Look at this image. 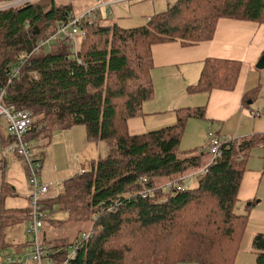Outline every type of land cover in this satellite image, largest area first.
I'll use <instances>...</instances> for the list:
<instances>
[{
  "label": "trees",
  "instance_id": "obj_1",
  "mask_svg": "<svg viewBox=\"0 0 264 264\" xmlns=\"http://www.w3.org/2000/svg\"><path fill=\"white\" fill-rule=\"evenodd\" d=\"M5 1L12 0H0ZM89 2H76L77 11L67 0H33L0 9V97L11 115L30 111L33 123L24 139L32 153L41 140L78 125L87 129L90 140L108 148L90 170L54 185L55 193L39 180L48 186L39 195L45 262L61 264L74 247L69 264H235L248 218L236 213L238 192L246 157L252 147L264 144V135L232 143L207 171L195 174L196 185L163 189L169 192L164 201L159 184H185L184 176L191 174L185 172H198L202 164L200 149L182 151L180 145L187 120L203 118L204 107L179 108L175 124L144 133H131L129 120L144 117V102L154 95V45L212 41L221 19L264 24V0H175L144 25L130 28L105 25L106 15ZM79 16L76 47L52 37L51 27ZM72 29L66 27L69 33ZM241 66L238 60L207 58L198 83L188 91L232 90ZM0 120H5V126L0 123V250H5L11 247L8 231L25 222L29 226L33 208L6 207V199L18 194L6 178L11 156L26 163L30 201L32 185L28 160L18 150L9 152L16 142L10 119L0 113ZM147 187L156 189L143 198L140 192ZM28 226L24 243L32 252ZM253 247L255 264H264V233L254 237Z\"/></svg>",
  "mask_w": 264,
  "mask_h": 264
},
{
  "label": "crops",
  "instance_id": "obj_2",
  "mask_svg": "<svg viewBox=\"0 0 264 264\" xmlns=\"http://www.w3.org/2000/svg\"><path fill=\"white\" fill-rule=\"evenodd\" d=\"M90 2L91 6L92 3L97 4V0ZM115 2L103 0L97 4L101 8V14L112 12V6L110 10L107 7ZM152 53L154 95L144 102L143 110L146 115L129 120L131 133H144L175 124L179 108L204 107L203 118L190 117L187 120L182 141L186 135L199 134L205 141V148L208 149L210 140L207 132H213L220 137L233 136L236 141L251 138L255 134L264 135V68L256 66L264 55V24L221 19L212 41L189 47H183L179 42L157 44L152 47ZM207 58L241 61L242 66L234 89L215 88L210 92L189 93V87L198 83ZM200 143L201 141L194 148L201 147ZM255 147L260 148L262 152L260 154L263 155L260 156L259 165V161L254 163L250 159L251 151ZM35 150L33 155L42 163L39 180L50 184L51 193H55L54 185L80 172L90 170L92 161L104 156L108 148L105 142L90 140L87 129L78 125L56 131L43 149L37 148V153ZM246 158L235 210L238 214H246L248 218L235 264L255 263L256 250L253 247V240L257 234L264 233L263 142L252 147ZM255 165L258 167L253 169ZM6 178L7 182L16 187L18 193L17 196H9L6 199V207L28 208L30 185L27 166L23 159L16 155L9 158ZM1 181L0 171V186ZM23 224L8 231L11 247L1 250L3 254L13 255L21 261L31 250L29 243H24L29 239L25 234L28 222ZM1 263L7 264L3 261H0Z\"/></svg>",
  "mask_w": 264,
  "mask_h": 264
},
{
  "label": "built area",
  "instance_id": "obj_3",
  "mask_svg": "<svg viewBox=\"0 0 264 264\" xmlns=\"http://www.w3.org/2000/svg\"><path fill=\"white\" fill-rule=\"evenodd\" d=\"M33 0H12V1H5V2H0V9H4L6 7H11V6H17V5H23L26 3H29ZM95 8L90 9L88 13V20L91 22L92 18L90 16V11L94 12ZM82 16L79 17H74L68 25H70L73 29L72 32L69 33L66 30V25L65 23H61L60 26L58 27H52V37L54 39H68L70 43L74 47L77 45V41L75 39L74 34L77 31V24L80 23V19ZM57 26V25H55ZM50 48V47H49ZM15 72V71H13ZM16 72H18L16 70ZM0 113H5L7 117L10 119V127L9 130L10 132L16 137V142L9 147V152L14 153L15 150H18V153L23 155L29 163V172H30V183L32 185V190H31V201H30V206L33 208V219L31 220L29 226H28V233L32 235V252L25 259V261L19 262V264H27L28 261H32L33 264H55V261L50 260L48 263L45 262L44 259V253H45V246L42 244L40 238L42 235V227H43V217H44V212L39 210V198L41 194L46 193L48 191V186L42 184L39 181L38 174L41 170V162L40 161H34L32 159V150L31 148L28 147V143L24 141L23 137L25 136L27 131L30 130L33 120L30 111H19L16 115H11L8 110L6 109L2 97H0ZM24 135V136H23ZM207 135L209 136L210 144L208 148V152L212 155V161L210 164H212L214 161H216L218 158L223 156L225 153V150L232 145V143L237 142L236 138L233 136H224L220 137L215 135L213 132H207ZM23 136V137H22ZM209 164V165H210ZM208 165V166H209ZM208 166L203 168L202 170H199L198 172L191 173L187 176H184L185 178V184H177L179 182H172L169 181L168 189L172 188H177V189H182L186 188L188 185H191L193 182V178L195 174H203L205 171H207ZM82 173V172H80ZM182 179V178H181ZM148 179L146 177L143 178V182H147ZM156 188H145L143 191L140 192V196L143 198H147L149 196H152V193H154ZM41 234V235H40ZM87 237V235H84ZM75 253V248H72V253L68 256V258L64 259L61 261V264H69L68 260L69 258ZM7 258L9 261H12L15 263L10 255H7Z\"/></svg>",
  "mask_w": 264,
  "mask_h": 264
},
{
  "label": "rangeland",
  "instance_id": "obj_4",
  "mask_svg": "<svg viewBox=\"0 0 264 264\" xmlns=\"http://www.w3.org/2000/svg\"><path fill=\"white\" fill-rule=\"evenodd\" d=\"M78 1H80V0H67V3L75 4L74 11H77L78 6H77L76 2H78ZM93 1H95V0H93ZM114 1H116L115 4L108 5V7H107V9L110 10L111 6H112V12L104 13V15H106V18H107V20H106L107 22L105 23V25H113V24L117 23L119 26H121L123 28H130V27H136V26L144 25L147 22V20H146L147 17L151 16L154 13L164 11L169 5H171L175 2V0H114ZM155 5H156V8H155ZM0 123H3L5 126V120H3V121L0 120ZM186 133H188V130H186ZM23 139H24V137H23ZM24 141H25V139H24ZM200 141H201L200 146L203 148L199 147L198 149H200L203 153H205V155H203V161H202V164L199 167V169L197 168L198 170L205 168L212 161V155L208 152V149L205 148L206 144H205L203 137L201 135L199 136V134L186 135V136H184V139L180 145V149L182 151H188V150H191V148L198 146ZM37 142L38 141H34L33 146H35L37 144ZM47 142L48 141H46V140H41L39 143L40 144L39 147H41L43 149L44 144L45 143L47 144ZM31 150H33V149H31ZM35 151L37 153V149ZM260 153H262V152H260V148H258V147L253 148L251 151L252 156L250 159L254 163H257L259 161L258 165L261 162L260 156H263ZM258 165H255L253 169H256L258 167ZM193 172H195V171L188 169L185 173L187 174V173H193ZM180 180H182V179H180ZM176 181H178V180H176ZM172 182H174V181L172 180ZM180 182H183V181H180ZM168 183H169V181L159 184L160 185V186H158L159 190H163V189L167 190L168 189L167 187L169 185ZM196 184H197V176H195L193 178V182H192V185H196ZM44 185H47V184H44ZM168 195H169V192H165V194L162 195L164 201L167 199ZM154 199L159 200L157 197ZM64 215H65L64 212H58L57 213V216L59 218H63ZM22 225H24V224H22ZM63 233L64 232H62L61 234H63ZM25 234L27 237V233H25ZM13 242H14V240H13ZM8 250H12V249H8ZM29 253H31V250ZM11 257H13V255H11ZM26 257H29V256H25L24 258H26ZM0 261L6 262L7 264H15L12 261H8V258L2 253L1 250H0ZM1 264H3V263H1ZM27 264H33V263H32V261L27 260ZM187 264H200V263L192 262V263H187Z\"/></svg>",
  "mask_w": 264,
  "mask_h": 264
},
{
  "label": "water",
  "instance_id": "obj_5",
  "mask_svg": "<svg viewBox=\"0 0 264 264\" xmlns=\"http://www.w3.org/2000/svg\"><path fill=\"white\" fill-rule=\"evenodd\" d=\"M256 66L258 68H264V55L259 59ZM2 154H3V144H2V139L0 136V156H2ZM0 229H1V220H0Z\"/></svg>",
  "mask_w": 264,
  "mask_h": 264
}]
</instances>
